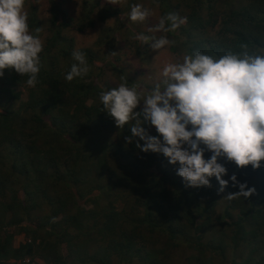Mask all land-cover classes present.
<instances>
[{"label":"trees","instance_id":"1","mask_svg":"<svg viewBox=\"0 0 264 264\" xmlns=\"http://www.w3.org/2000/svg\"><path fill=\"white\" fill-rule=\"evenodd\" d=\"M207 1V16L192 8L175 30L178 33L166 32L171 51L183 46L186 55L200 51L221 56L247 45L252 53L264 52V0L230 5L220 21L217 0ZM160 4L161 17L172 12L167 3ZM82 5L81 23L92 26L98 0H82ZM53 14L54 29L40 53L36 87H30L18 111L0 109V264H40L37 259L45 264H169L176 248L188 252L184 264H264V161L255 170L235 165L236 182L227 179L223 192L215 177L210 187H186L183 178L162 167H167L163 154L143 153L135 143L126 144L129 128L118 133L99 101L104 87L91 78L92 54L82 50L90 71L71 82L48 61V53L58 51L64 70L70 71L75 63L72 40L63 34L69 24L67 13L61 9ZM37 23L32 15L30 27L35 29ZM170 23L166 21L165 27ZM216 25L219 34L214 42L179 37ZM26 80L6 69L0 89L9 99H17L13 87ZM101 179L109 183L101 185ZM109 184L134 192L140 200L136 208L142 209L124 213L113 206L112 215L106 211L100 221L99 212L82 201L96 190L106 191ZM240 184L256 192L229 199ZM33 216L37 222L29 223ZM199 226L214 231L206 237ZM10 227H18L27 240L14 245Z\"/></svg>","mask_w":264,"mask_h":264},{"label":"clouds","instance_id":"2","mask_svg":"<svg viewBox=\"0 0 264 264\" xmlns=\"http://www.w3.org/2000/svg\"><path fill=\"white\" fill-rule=\"evenodd\" d=\"M106 3L119 5V0ZM24 5L25 0H0V78L6 69L14 70L27 76V86L35 88L44 45L30 31ZM149 15L147 8L132 4L128 19L144 22ZM185 20L170 12L150 30L175 31ZM166 21L171 22L169 27H165ZM135 38L150 39L143 34ZM170 43L161 36L150 47L160 50ZM240 48L221 56L196 51L185 55L182 62L165 65L160 81L147 95L139 86L129 87L127 81L101 91L103 111L118 128L130 125L126 144L135 143L143 153L163 154L170 164L178 163L177 175L186 187H210V179L215 177L223 192L228 185L223 179L227 169L220 159L240 168L251 165L254 170L264 161V52L252 53L247 45ZM71 55L75 63L65 75L68 82L90 71L83 51L74 49ZM145 124L154 127L158 135H150ZM205 151L211 152L210 158L205 159ZM231 180L235 183L236 176ZM239 189L229 193V199L248 198L256 192L246 184H240Z\"/></svg>","mask_w":264,"mask_h":264},{"label":"rangeland","instance_id":"3","mask_svg":"<svg viewBox=\"0 0 264 264\" xmlns=\"http://www.w3.org/2000/svg\"><path fill=\"white\" fill-rule=\"evenodd\" d=\"M160 1L167 3L172 12L177 13L180 18H186L192 8L201 17L207 16L210 12L207 0H119V5L106 3V0H98L97 15L94 16V24L92 26L81 23V16L83 15L82 0H25L24 12L28 15L29 27L30 17L33 15L37 18V27L35 29L30 27V31L34 33L37 28L41 29L38 36L45 47L46 41L52 35L54 29L53 24H51V18L54 15L53 11L58 10L61 13V9H64L67 13L69 24L64 29L63 34L72 40L70 43L73 50H86L93 55V60L95 61L93 66L95 68H91V78L96 77L95 79L99 80L100 85L104 87L102 91L110 90L119 86L120 83L127 81L129 87L139 86V90L147 95L155 84L160 81L164 66L169 63L182 62L183 57L186 55L183 46H178L176 51H171L170 44L160 50H153L150 47L151 43L161 36H166L170 41L165 31L150 30L154 29L161 19L162 7ZM132 4H140L150 11L149 17L144 22H132L128 19ZM230 5L238 7L241 5V0H217V11H214L219 12V16L217 17L219 21L224 17V13L222 12L232 7ZM102 9L115 12V14L105 15V12H101ZM218 31L219 25H216L213 28L207 27L203 30L195 29L188 31L190 33L189 36L179 37L182 40H186L187 37H200L201 39L214 42L219 34ZM175 33L178 32L175 31ZM140 34L150 39L146 42L136 39L135 37ZM56 55H58V51L48 53V56L51 57L48 58V61H53L56 64V68L60 69L62 76L65 78L68 71L64 70L62 59ZM52 57H57L58 60H54ZM3 79L4 76L0 78V87L5 85ZM13 89L19 94L17 99H11V97L9 99L8 93H4L0 89V104L4 108L0 106L1 110L16 112L19 110L20 103L27 100L30 92V87L27 84L15 86ZM141 108L142 103L136 110L139 111ZM46 120L48 122V119ZM143 126L150 135H158L154 127H150L147 124ZM129 127L130 125H126L124 128H117V131L119 133L120 131L127 130ZM205 154L206 159L210 158L211 152L207 151ZM163 159L166 161L165 165L167 167L164 165L162 167L169 168V172L175 177H180L177 175L178 163L172 165L168 162L167 158L164 157ZM219 162L227 169V175L224 176V179L226 181L231 180V176L234 175L233 167L235 163L228 162L223 158ZM100 176H97L98 181ZM106 183H109V181L101 179V185L105 186ZM19 195L24 199L21 192ZM84 199L87 200L82 201V204L86 205V208L94 207L99 212L100 221L104 219L101 215L105 214L106 211H109L112 215L110 208L113 206L114 211L122 210L124 213L129 211L136 212L142 209L141 206L136 208L140 200L135 197V193H130L129 189L123 187L121 184H117V187L114 184L112 186L109 184L106 191L100 193L96 190ZM220 201H225V198H222ZM43 207L46 208V206ZM35 217L33 216L31 221L28 222L36 223L37 219H34ZM23 226L29 227L27 223H24ZM9 230L14 233V245L18 246L27 240L25 233L21 230L18 231V227H10ZM212 231L214 230L199 228V232H202L206 237ZM228 250L230 252V249ZM62 252L67 253L65 245H62ZM187 254L186 250L176 248L172 251L169 264H184V258ZM235 255L237 253H233V256ZM37 262L45 264L42 259H37Z\"/></svg>","mask_w":264,"mask_h":264}]
</instances>
